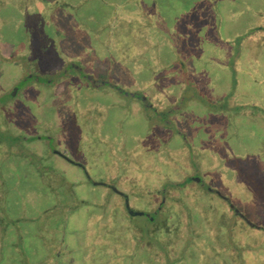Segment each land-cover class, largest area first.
<instances>
[{"label": "rangeland", "instance_id": "1", "mask_svg": "<svg viewBox=\"0 0 264 264\" xmlns=\"http://www.w3.org/2000/svg\"><path fill=\"white\" fill-rule=\"evenodd\" d=\"M0 264H264V0H0Z\"/></svg>", "mask_w": 264, "mask_h": 264}, {"label": "crops", "instance_id": "2", "mask_svg": "<svg viewBox=\"0 0 264 264\" xmlns=\"http://www.w3.org/2000/svg\"><path fill=\"white\" fill-rule=\"evenodd\" d=\"M57 153V152H56Z\"/></svg>", "mask_w": 264, "mask_h": 264}]
</instances>
